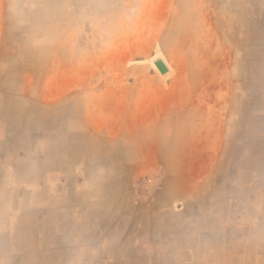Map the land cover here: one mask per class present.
Listing matches in <instances>:
<instances>
[{
    "label": "crops",
    "instance_id": "0c3cea01",
    "mask_svg": "<svg viewBox=\"0 0 264 264\" xmlns=\"http://www.w3.org/2000/svg\"><path fill=\"white\" fill-rule=\"evenodd\" d=\"M258 5L264 9V0ZM65 7V0H0V264H131L130 250L141 251L140 264H232L246 255L234 250L251 247L261 264L264 58L250 61L241 85L244 113L150 116V167L162 177L150 197L137 194L136 157L92 160L109 152L92 140L114 137L111 129H92L87 116L76 135L56 123L67 116H41L44 88L59 85ZM242 37L264 57V33ZM113 164L122 171L92 175V166Z\"/></svg>",
    "mask_w": 264,
    "mask_h": 264
},
{
    "label": "rangeland",
    "instance_id": "374dc122",
    "mask_svg": "<svg viewBox=\"0 0 264 264\" xmlns=\"http://www.w3.org/2000/svg\"><path fill=\"white\" fill-rule=\"evenodd\" d=\"M65 3L57 27L59 85L44 88L41 116H67V121L56 123L60 130L68 124L76 135L86 129L87 116L92 117V129H111L114 137L104 132L92 140L93 146L109 149L92 153L93 162L104 165L136 157L134 193L150 197L162 177L160 167H150L156 140H150V116L244 113L241 85L247 80L250 61L264 57L257 55V42L242 36L264 33V9L258 8L259 0ZM158 59L169 65L167 75L156 68ZM100 116L116 119L105 122ZM127 128L141 131L122 136ZM91 171L106 176L122 170L113 164L112 168L92 166ZM242 251L245 258L232 264H255L259 250H234ZM140 253L130 250L131 264L144 260Z\"/></svg>",
    "mask_w": 264,
    "mask_h": 264
},
{
    "label": "water",
    "instance_id": "95a60500",
    "mask_svg": "<svg viewBox=\"0 0 264 264\" xmlns=\"http://www.w3.org/2000/svg\"><path fill=\"white\" fill-rule=\"evenodd\" d=\"M155 66L162 75H167L169 73L168 67L162 60L155 62Z\"/></svg>",
    "mask_w": 264,
    "mask_h": 264
},
{
    "label": "bare ground",
    "instance_id": "6f19581e",
    "mask_svg": "<svg viewBox=\"0 0 264 264\" xmlns=\"http://www.w3.org/2000/svg\"><path fill=\"white\" fill-rule=\"evenodd\" d=\"M159 60V59H158ZM163 60V59H160ZM164 61V60H163ZM157 62V61H156ZM165 65H167L168 69H169V65L164 61ZM155 64V63H154Z\"/></svg>",
    "mask_w": 264,
    "mask_h": 264
},
{
    "label": "built area",
    "instance_id": "2783aa9c",
    "mask_svg": "<svg viewBox=\"0 0 264 264\" xmlns=\"http://www.w3.org/2000/svg\"><path fill=\"white\" fill-rule=\"evenodd\" d=\"M152 183V181H150Z\"/></svg>",
    "mask_w": 264,
    "mask_h": 264
}]
</instances>
